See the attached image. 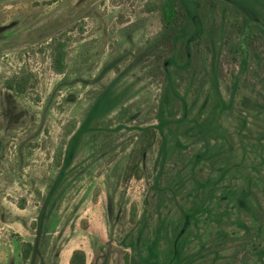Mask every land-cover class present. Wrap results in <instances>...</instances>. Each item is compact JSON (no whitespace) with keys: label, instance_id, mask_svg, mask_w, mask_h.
<instances>
[{"label":"rangeland","instance_id":"obj_1","mask_svg":"<svg viewBox=\"0 0 264 264\" xmlns=\"http://www.w3.org/2000/svg\"><path fill=\"white\" fill-rule=\"evenodd\" d=\"M155 2L0 0V264H264V0L202 2L187 53Z\"/></svg>","mask_w":264,"mask_h":264},{"label":"trees","instance_id":"obj_2","mask_svg":"<svg viewBox=\"0 0 264 264\" xmlns=\"http://www.w3.org/2000/svg\"><path fill=\"white\" fill-rule=\"evenodd\" d=\"M204 1H212V0H156L155 5L157 11L160 14L161 23H162V31L161 35L167 37V39L173 43L174 45L179 44L183 41V45H185L186 53L189 52L191 46L193 45V41L200 37L203 32V20L198 13L199 7ZM180 8H183L184 11L188 13L192 11V18H188V15H183L180 11ZM247 9L249 15H253V10ZM193 25V29L191 30L192 34L188 37L185 35L189 32V25ZM264 32V31H263ZM195 39H194V38ZM193 38V39H192ZM54 52H53V62L52 68L55 73L61 75L65 73L66 70V58H67V50L66 44L61 41L54 42ZM172 65H176V61L174 59L170 60ZM178 65V64H177ZM180 67V66H179ZM184 67H187L185 65ZM168 77V85H169V97L181 99L180 95L177 93L174 84L172 75L170 73L167 74ZM27 78L25 75L16 76L14 79L8 81L7 87L9 89H13L18 93H24L27 88ZM183 108L186 112L187 105L182 100ZM98 110V106H95L90 113L88 120L86 121V125H89L93 117L95 116ZM186 116L183 117L182 121H185ZM169 121L165 117L164 114L160 116V124L159 129L162 133L165 132V129L169 126ZM83 129L81 130V132ZM4 151V144L0 140V156H2ZM168 151V143L167 139H165L162 143V153L163 155L167 154ZM184 218L187 222L193 219V215H189L184 213ZM45 221V211L42 210L36 224V227L39 230H42L43 224ZM23 259L28 264L34 252H37V248L32 243H27L23 248ZM184 249L180 243H177L172 252V264H181L183 261ZM149 258L151 261H156L158 259V255L156 253L155 247L151 246L149 248ZM70 264H86V255L82 250H77L72 254ZM131 264H137L134 259H131Z\"/></svg>","mask_w":264,"mask_h":264}]
</instances>
